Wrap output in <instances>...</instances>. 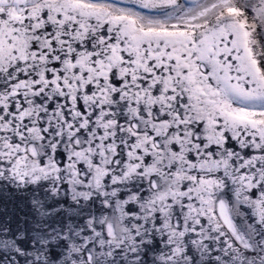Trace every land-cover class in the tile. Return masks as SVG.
<instances>
[{
  "label": "snow or ice",
  "instance_id": "obj_1",
  "mask_svg": "<svg viewBox=\"0 0 264 264\" xmlns=\"http://www.w3.org/2000/svg\"><path fill=\"white\" fill-rule=\"evenodd\" d=\"M0 264H264V0H0Z\"/></svg>",
  "mask_w": 264,
  "mask_h": 264
}]
</instances>
